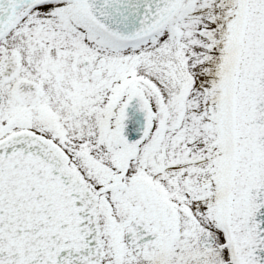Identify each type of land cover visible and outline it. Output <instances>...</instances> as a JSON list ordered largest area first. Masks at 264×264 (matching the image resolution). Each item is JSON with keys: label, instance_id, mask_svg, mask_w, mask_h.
<instances>
[{"label": "snow or ice", "instance_id": "obj_1", "mask_svg": "<svg viewBox=\"0 0 264 264\" xmlns=\"http://www.w3.org/2000/svg\"><path fill=\"white\" fill-rule=\"evenodd\" d=\"M0 264H264V0H0Z\"/></svg>", "mask_w": 264, "mask_h": 264}]
</instances>
